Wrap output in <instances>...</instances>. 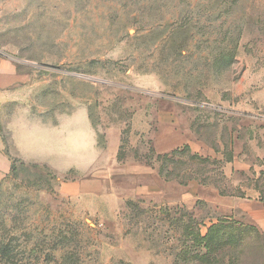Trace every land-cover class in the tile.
<instances>
[{"label":"rangeland","instance_id":"1","mask_svg":"<svg viewBox=\"0 0 264 264\" xmlns=\"http://www.w3.org/2000/svg\"><path fill=\"white\" fill-rule=\"evenodd\" d=\"M0 53L30 77L0 100V264H264L263 233L201 240L193 221L254 207L216 186L255 199L264 0H0ZM14 113L86 117L101 153L24 160Z\"/></svg>","mask_w":264,"mask_h":264},{"label":"crops","instance_id":"2","mask_svg":"<svg viewBox=\"0 0 264 264\" xmlns=\"http://www.w3.org/2000/svg\"><path fill=\"white\" fill-rule=\"evenodd\" d=\"M30 77L18 70L16 61L0 53V100L13 101L26 98L24 90L29 84ZM61 117L57 124L50 119L28 114L20 115L14 113L6 126L11 128V136L18 153L27 161H47L52 162L55 158L62 159L65 163L70 162L71 155H74L72 163L64 166L63 169L73 168L77 170L86 169L88 164L96 161L101 150L97 146L96 131L88 123L79 130L78 126H64L65 116ZM78 130L79 136L71 138V131ZM66 146H75L74 152L64 149ZM235 162L236 158L233 159ZM230 164L232 170V158L225 159ZM8 171V160L3 153H0V178ZM94 179H101L99 175L91 176ZM255 199L250 200L243 190L221 191V187L216 186L220 195L235 196L242 201L254 204V207L242 211L239 217L234 213H217L203 218L206 226L215 223L219 217H233L246 224L255 225L260 231L264 232V162L260 166L257 175L253 177ZM79 184V183H78ZM215 186V185H214ZM224 188V186H223Z\"/></svg>","mask_w":264,"mask_h":264},{"label":"trees","instance_id":"3","mask_svg":"<svg viewBox=\"0 0 264 264\" xmlns=\"http://www.w3.org/2000/svg\"><path fill=\"white\" fill-rule=\"evenodd\" d=\"M158 172L162 174L160 169L158 170ZM203 220H204L203 218H198L197 216L193 215L194 223H198L200 227L204 226V228H206L207 230L206 231L207 234L202 235V236L198 235L199 239L201 240L211 235V232L209 233L211 229L213 230L218 229V231H221V233L224 235L226 240H230V239L234 240V239L241 238L243 237V235H246L248 230L258 231L264 234V232L260 231L255 225L246 224L244 222L234 219L233 217H219L217 218V221L215 223H212L208 226H206ZM196 241L197 240H193L194 243ZM187 246L188 244L187 245L185 244L184 247L186 248ZM207 252L208 251L206 250V253ZM230 253H231V247H228L226 251L222 253V256H220L221 262L225 260V257L231 256ZM206 264H213V262H211L210 259H208Z\"/></svg>","mask_w":264,"mask_h":264}]
</instances>
